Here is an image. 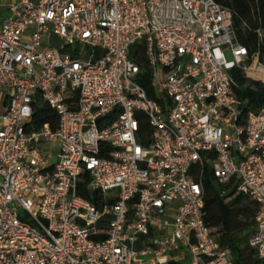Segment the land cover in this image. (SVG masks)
<instances>
[{
    "label": "built area",
    "instance_id": "1",
    "mask_svg": "<svg viewBox=\"0 0 264 264\" xmlns=\"http://www.w3.org/2000/svg\"><path fill=\"white\" fill-rule=\"evenodd\" d=\"M9 13L0 27V264H234L203 221L206 177L220 197L256 203L248 247L264 260V110H248L229 78L238 68L253 88L264 64L250 61L229 9L16 0ZM140 44L156 100L136 82L130 53ZM44 105L55 131L31 126Z\"/></svg>",
    "mask_w": 264,
    "mask_h": 264
},
{
    "label": "trees",
    "instance_id": "2",
    "mask_svg": "<svg viewBox=\"0 0 264 264\" xmlns=\"http://www.w3.org/2000/svg\"><path fill=\"white\" fill-rule=\"evenodd\" d=\"M215 2L232 12L236 35L240 44L248 50L250 61L257 57L264 64V0H215ZM130 59L139 66L136 82L150 99L156 100L155 89L151 84V70L143 45H135L132 48ZM229 78L235 95L248 101V110L254 112L264 110V77L254 82L253 88L246 85L248 79L238 68L229 72ZM31 126L34 129L48 126L55 131L58 127V117L53 110L44 105L35 109ZM144 129L148 135L151 134L147 125H144ZM203 187L205 200L202 217L211 237L231 251L234 264H264V260L258 259L255 252L248 247V239L256 227L255 217L258 211L256 203L247 197L234 196L232 193L220 197L208 177L203 180ZM78 194L82 199L98 206L97 196L88 193L85 184H79ZM236 216L251 221V225L247 222H236Z\"/></svg>",
    "mask_w": 264,
    "mask_h": 264
},
{
    "label": "crops",
    "instance_id": "3",
    "mask_svg": "<svg viewBox=\"0 0 264 264\" xmlns=\"http://www.w3.org/2000/svg\"><path fill=\"white\" fill-rule=\"evenodd\" d=\"M16 0H0V27L2 22L10 15L9 6Z\"/></svg>",
    "mask_w": 264,
    "mask_h": 264
},
{
    "label": "rangeland",
    "instance_id": "4",
    "mask_svg": "<svg viewBox=\"0 0 264 264\" xmlns=\"http://www.w3.org/2000/svg\"><path fill=\"white\" fill-rule=\"evenodd\" d=\"M235 221L238 222V221H241V222H247L248 224L251 225V221H245L244 219L240 218L239 216H236L235 217ZM153 258V255L151 256H148V257H145L143 260H150Z\"/></svg>",
    "mask_w": 264,
    "mask_h": 264
}]
</instances>
